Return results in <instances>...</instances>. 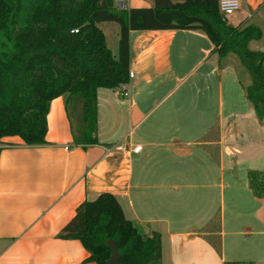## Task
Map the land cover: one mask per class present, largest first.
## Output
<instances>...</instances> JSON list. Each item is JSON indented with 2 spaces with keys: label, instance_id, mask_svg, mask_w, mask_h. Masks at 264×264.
Instances as JSON below:
<instances>
[{
  "label": "crops",
  "instance_id": "crops-1",
  "mask_svg": "<svg viewBox=\"0 0 264 264\" xmlns=\"http://www.w3.org/2000/svg\"><path fill=\"white\" fill-rule=\"evenodd\" d=\"M151 3L127 0L130 7ZM243 4L246 18L236 24L258 25L262 36L247 45L264 50V0ZM99 25L118 54L119 22ZM206 40L212 45L198 28L132 30L130 93L99 88L98 142H76L83 99L68 104L67 94L50 105L46 142L2 138L0 264H98L88 258L81 239L64 237L62 231L80 203L103 191L118 196L140 233L160 235V264H264V228L255 230L243 221L248 216L264 221V196L254 195L249 173L264 169L258 167L264 166V111L257 115L246 97L250 81L242 80L237 54L221 56ZM229 72L238 81L229 82ZM253 125L261 137L252 134ZM115 142L141 143L142 149L107 152ZM209 162L215 163L217 178H211ZM236 163L244 174L227 175ZM206 188L211 193L200 198ZM216 188L219 224L211 209ZM193 202L203 203L202 210ZM166 208L168 214L161 210ZM238 216L242 221L235 223ZM227 219L233 220L228 228ZM255 246L261 247L259 254Z\"/></svg>",
  "mask_w": 264,
  "mask_h": 264
},
{
  "label": "trees",
  "instance_id": "trees-1",
  "mask_svg": "<svg viewBox=\"0 0 264 264\" xmlns=\"http://www.w3.org/2000/svg\"><path fill=\"white\" fill-rule=\"evenodd\" d=\"M110 20L121 27L118 54L99 25ZM161 28H198L213 52H235L250 76L246 97L262 115L264 50L247 45L262 30L253 22L223 21L218 0H152L124 8L115 0H0V143L6 135L22 136L29 144L46 142L50 105L61 94H67L68 104L83 99L76 142H98L99 88L129 82L132 30ZM249 173L254 195L264 196V169ZM62 236L81 239L98 264H107L113 252L109 239L118 243L121 264H160V235L140 233L110 191L80 203Z\"/></svg>",
  "mask_w": 264,
  "mask_h": 264
},
{
  "label": "rangeland",
  "instance_id": "rangeland-1",
  "mask_svg": "<svg viewBox=\"0 0 264 264\" xmlns=\"http://www.w3.org/2000/svg\"><path fill=\"white\" fill-rule=\"evenodd\" d=\"M240 2H241V4H240V8L239 9H237V10H235L234 12H232V15H230L229 17H228V20H229V22H230V25H232V24H236L239 20H242V19H244V18H246V15H247V13L245 12V8H243V0H240ZM255 18H253V20H254ZM111 35H112V32H110V37H111ZM263 45H264V43H263ZM206 46H209V48L212 46L209 42H208V40H206ZM118 52V51H117ZM234 55V57H237L236 56V54H232V56ZM228 61H230V59H228ZM238 63H239V61H238ZM239 66H240V68H241V70H240V72H241V76H242V80L243 81H245V80H247V81H250V76H249V72H248V70L246 69V67L245 66H243L242 64H238ZM239 70V69H238ZM226 76L228 77H230L229 78V82H233V79H235V81H238L237 80V77H236V75H235V73H233L232 74V72H229V74H226ZM232 77H233V79H232ZM240 77V76H239ZM246 78V79H245ZM225 82H226V80H225ZM107 89V88H106ZM241 89L240 88H237L236 89V92L238 93V94H240L241 93ZM256 120H258V117H254ZM241 121H243V120H245L244 119V117H240L239 118ZM259 132H258V128L256 127V126H254L253 125V131H252V134H254L256 137H261V135L260 134H258ZM258 147H259V145H254V148H253V150H255V151H257V149H258ZM253 150L252 149H250V150H248V151H246V152H249V153H251V152H253ZM237 160V159H236ZM238 160H239V158H238ZM232 161H233V163H235L234 162V159H232ZM238 162H240V161H238ZM258 167L259 168H264V166H263V164H259L258 165ZM207 168H208V171H210V176H211V178L213 177V178H217L218 177V172H217V168H216V165H215V163H213V162H209L208 163V166H207ZM236 171H238V173L240 174V175H243L244 173H243V165H241L240 163H236L234 166H232V168H230V170H228V171H226L225 173L228 175H232L234 172H236ZM237 174V173H236ZM235 174V175H236ZM186 179H190V178H187L188 177V174L187 175H185L184 176ZM152 191V190H151ZM229 192L231 193V191H230V189H228L227 191H226V194H225V199L227 200V199H229V197H230V194H229ZM206 193H211V189H207L206 188V190H204V189H202L201 191H200V193H199V197L201 198V197H203V196H205V194ZM213 194H215V197H214V199H213V201H212V204H211V209L212 210H214L215 209V214H216V224H219V219H220V214H221V211H220V209H219V191H218V189L216 188V191L215 190H213ZM193 204L194 205H196V204H198L199 205V209H201L202 210V208H203V203H200V202H193ZM194 207V206H193ZM193 207H191V208H193ZM162 211H164L165 213L167 212V214L169 213V209L168 208H166L165 210H163V209H161ZM240 221H242V218L241 217H237V218H235L234 219V222L235 223H239ZM243 221H246L247 223L248 222H250V223H252L253 224V226H255V230L257 229V230H260V229H262V228H264V221H262L261 219H257L256 217H253V216H248V217H244V219H243ZM173 224H175V220L172 222ZM233 223V220L232 219H227V221H226V224H225V227H230V225ZM252 238H254V239H257V241H258V238L256 237H252ZM252 241V244H253V242H254V240L252 239L251 240ZM251 243V242H250ZM260 245V244H259ZM255 248V250H257L258 251V253L257 254H259V251H261V247L260 246H255L254 247ZM256 254V255H257Z\"/></svg>",
  "mask_w": 264,
  "mask_h": 264
},
{
  "label": "built area",
  "instance_id": "built-area-1",
  "mask_svg": "<svg viewBox=\"0 0 264 264\" xmlns=\"http://www.w3.org/2000/svg\"><path fill=\"white\" fill-rule=\"evenodd\" d=\"M116 4L120 8H124L127 6V0H117ZM218 8L219 13L221 14V18L223 21L227 22L228 17L232 15V12L240 8V0H218ZM78 30V29H77ZM134 71L130 70V79L134 76ZM129 79V82L123 83L120 85V90L122 95L128 96L129 91V85L131 80ZM6 144L4 142L0 143V149H2ZM68 147V146H67ZM142 149L141 143H123V142H115L113 145L109 146L107 148V152L113 153V152H124V153H131V152H139Z\"/></svg>",
  "mask_w": 264,
  "mask_h": 264
},
{
  "label": "water",
  "instance_id": "water-1",
  "mask_svg": "<svg viewBox=\"0 0 264 264\" xmlns=\"http://www.w3.org/2000/svg\"><path fill=\"white\" fill-rule=\"evenodd\" d=\"M108 244L112 247V254L107 260V264H121V251L115 239H109Z\"/></svg>",
  "mask_w": 264,
  "mask_h": 264
}]
</instances>
